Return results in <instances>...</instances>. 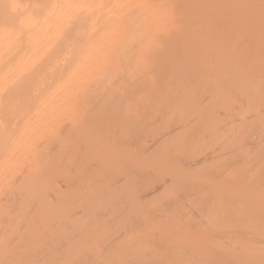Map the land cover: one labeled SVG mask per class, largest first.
Returning a JSON list of instances; mask_svg holds the SVG:
<instances>
[{
  "label": "bare ground",
  "instance_id": "obj_1",
  "mask_svg": "<svg viewBox=\"0 0 264 264\" xmlns=\"http://www.w3.org/2000/svg\"><path fill=\"white\" fill-rule=\"evenodd\" d=\"M0 264H264V0H0Z\"/></svg>",
  "mask_w": 264,
  "mask_h": 264
}]
</instances>
